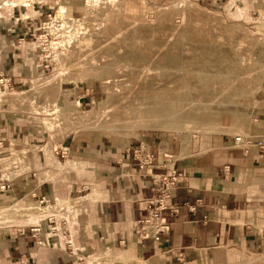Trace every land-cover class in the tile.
I'll use <instances>...</instances> for the list:
<instances>
[{"label": "rangeland", "instance_id": "374dc122", "mask_svg": "<svg viewBox=\"0 0 264 264\" xmlns=\"http://www.w3.org/2000/svg\"><path fill=\"white\" fill-rule=\"evenodd\" d=\"M17 7L32 25L28 43L17 39L10 71L0 72L13 87L0 104V191L7 195L0 253L7 233L15 246L30 247L11 264H151L135 253L147 241L136 234L139 218L132 239L91 249L80 243L87 189L66 191L75 173L86 186L95 181L66 142L115 151L159 136L157 153L142 141L126 152L136 161L128 148L145 143L168 164L164 154L173 162L222 136L233 138L232 148H239L236 136L255 141L254 110L264 107V0H0V16ZM28 175L54 194L14 195L13 182Z\"/></svg>", "mask_w": 264, "mask_h": 264}, {"label": "crops", "instance_id": "0c3cea01", "mask_svg": "<svg viewBox=\"0 0 264 264\" xmlns=\"http://www.w3.org/2000/svg\"><path fill=\"white\" fill-rule=\"evenodd\" d=\"M24 15L23 8L17 7L14 15L0 16V72L10 71L16 48L22 47L17 43L18 37L23 36L21 39L28 43L26 36L32 22L24 20ZM254 111L259 125L255 140L258 141L264 138V107ZM232 140L222 136L206 151L188 152L168 161V165L174 163L187 174L186 181L174 192V199L181 204L180 213L170 217L172 229L159 241L149 239L136 247L138 258L151 264H264V149L232 148ZM140 141L151 145L156 153L163 143L159 136H149L109 151L66 142L74 157L90 165L95 181L86 186L75 173L66 191V195H77V189H87L81 195L85 210L79 219V240L87 249L121 237L132 239L130 226L146 213V198L152 191L151 175L141 171L126 152L128 146ZM171 146L173 153L181 154L178 144ZM81 149L88 154L81 153ZM161 170L154 168L152 172ZM33 182L31 175L15 180L14 195L21 196L32 188L40 194H54L50 183L43 181L37 186ZM5 197L0 191V204H6ZM186 203L195 209H189ZM2 234L7 248L0 258L8 264L15 263L30 247L26 249L24 243L15 246L14 235Z\"/></svg>", "mask_w": 264, "mask_h": 264}, {"label": "built area", "instance_id": "2783aa9c", "mask_svg": "<svg viewBox=\"0 0 264 264\" xmlns=\"http://www.w3.org/2000/svg\"><path fill=\"white\" fill-rule=\"evenodd\" d=\"M7 89L13 90L11 78L1 76L0 104L1 96ZM234 144L246 151L254 145L264 149V141H252L251 139H243L240 136L235 137ZM130 151L139 168L146 170L153 176V192L152 195L146 198V213L136 221V234L139 242L148 239L159 241L163 235L168 234L172 229L170 217L177 216L180 213L181 204L174 200V192L186 181L187 174L175 167L173 163L171 166H167V163L160 161V157L145 143H141L133 149L128 148V152ZM164 157L166 161L168 159L173 160V157L168 154H164ZM154 168H164V171L153 173ZM186 205L191 210L195 209V206L190 203H186Z\"/></svg>", "mask_w": 264, "mask_h": 264}]
</instances>
